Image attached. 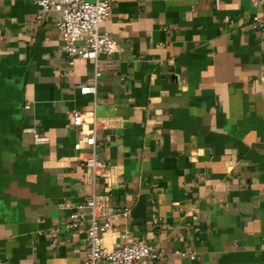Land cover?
<instances>
[{
	"label": "crops",
	"instance_id": "obj_1",
	"mask_svg": "<svg viewBox=\"0 0 264 264\" xmlns=\"http://www.w3.org/2000/svg\"><path fill=\"white\" fill-rule=\"evenodd\" d=\"M34 1L0 0V264H84L69 216L91 194L128 211L108 250L264 264V0H114L100 30L116 52L73 65ZM73 110L97 119L103 176L74 150Z\"/></svg>",
	"mask_w": 264,
	"mask_h": 264
},
{
	"label": "built area",
	"instance_id": "obj_2",
	"mask_svg": "<svg viewBox=\"0 0 264 264\" xmlns=\"http://www.w3.org/2000/svg\"><path fill=\"white\" fill-rule=\"evenodd\" d=\"M262 0H250L252 7L257 8ZM40 20L50 12L60 16L57 30L62 39V51L66 54L69 65L76 59L92 60L96 62L99 56H109L116 52L117 43L106 32L100 30L108 13L114 5V0H35ZM253 28L264 31V20L259 16L253 18ZM82 95L95 93L94 86H79ZM28 109L29 106H24ZM72 125L77 130L78 141L74 145L75 151L86 150L81 162L92 178L103 176L106 165L100 160L96 148L97 119L93 114L78 110L72 112ZM34 143L43 145L48 143L46 137L34 133ZM84 144V146L82 145ZM69 226L77 228L86 224L85 236L88 244L87 258L84 264H148L155 261L160 254L143 241L133 242L120 248L108 250L105 247L104 235L113 231L112 221L117 216H127L128 211L120 212L111 207L107 196H87L80 204L70 207ZM127 232L122 235L126 238ZM194 259V254H188Z\"/></svg>",
	"mask_w": 264,
	"mask_h": 264
}]
</instances>
